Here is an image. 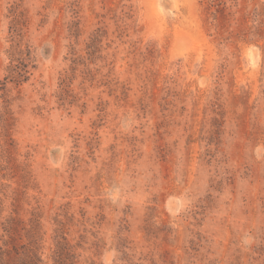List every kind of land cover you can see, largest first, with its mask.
I'll use <instances>...</instances> for the list:
<instances>
[{
  "label": "rangeland",
  "instance_id": "rangeland-1",
  "mask_svg": "<svg viewBox=\"0 0 264 264\" xmlns=\"http://www.w3.org/2000/svg\"><path fill=\"white\" fill-rule=\"evenodd\" d=\"M0 264H264V0H0Z\"/></svg>",
  "mask_w": 264,
  "mask_h": 264
}]
</instances>
